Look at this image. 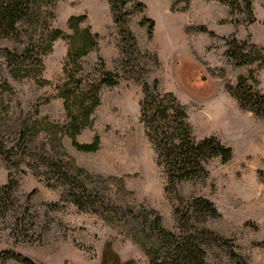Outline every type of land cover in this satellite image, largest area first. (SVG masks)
<instances>
[{
  "label": "rangeland",
  "instance_id": "obj_1",
  "mask_svg": "<svg viewBox=\"0 0 264 264\" xmlns=\"http://www.w3.org/2000/svg\"><path fill=\"white\" fill-rule=\"evenodd\" d=\"M137 3L144 4L141 11ZM40 5L39 18L19 24V39L0 38V137L11 146L24 124L36 155L42 153L43 145L64 159L65 151L76 165L100 175L92 178L93 185L88 183L97 203L80 209L62 198L67 190L55 178H49L54 186L46 184L52 174L32 172L27 166L33 163L30 158L19 153L6 161L0 156V186L17 183L9 211L0 216V264H23L12 253L37 264H101L109 239L119 264L127 259L146 264L140 243L143 209H154L165 228L177 231L173 214L177 194L211 200L220 216L207 218L205 224L232 239L248 264H264V247L258 245L264 241V117L241 108L229 92L237 78L250 71L248 82L264 92V66L237 65L225 54L232 38L264 46V0H252L253 22L245 8L231 14L229 6L218 0H130L124 8L130 12L128 25L145 54L139 58L143 70L137 74L123 70L120 36L108 0H55ZM79 14L86 15L81 26L97 35V47L80 59L83 74L92 72L98 57L107 69L120 72L116 85L101 87L91 124L76 136L86 143L98 135L95 152L77 150L66 135L61 148L53 136L54 124L67 121L58 88L66 80L65 69H70L64 67L68 40L52 42L38 71L10 65L7 58L8 52L20 55L27 44L41 42L45 25L71 34L67 19ZM142 18L153 21L150 36V23L140 25ZM155 79L160 91L172 92L184 106L197 139L215 135L233 152L227 162L219 157L207 160V174L180 182L176 192L165 190V172L156 164L139 119L141 80L151 85ZM36 103L37 114L33 112ZM114 205L121 211L132 209L134 217L114 213ZM207 262L229 260L213 248L207 252Z\"/></svg>",
  "mask_w": 264,
  "mask_h": 264
},
{
  "label": "trees",
  "instance_id": "obj_2",
  "mask_svg": "<svg viewBox=\"0 0 264 264\" xmlns=\"http://www.w3.org/2000/svg\"><path fill=\"white\" fill-rule=\"evenodd\" d=\"M55 0H0V38L13 37L19 39V24L23 21H32L42 14L40 3H51ZM130 0H108L112 12V19L120 36V51L123 55V70H130L129 74H137L143 70L139 58L145 54L140 51L135 35L128 25L129 11L125 5ZM227 4L231 14L235 10L246 9L252 17V0H218ZM144 4L137 3L136 9L141 11ZM85 14L71 15L67 24L72 30L71 34L58 27L46 28L41 42L27 44L22 54L7 53L8 62L19 68H42L41 57L51 49L52 42L57 38H66L69 46L64 67L66 80L59 86V96L63 98V105L67 121L64 124L55 123L56 130L53 133L55 142L62 148V136L69 137L71 144L80 151L95 152L99 148L100 139L95 135L92 141L80 143L76 136L84 127L91 124V114L100 103L99 91L102 86H114L120 79V72L109 70L101 57L92 72L83 74L81 57L97 47V35L91 32L88 26L82 27ZM147 27L148 36L151 35L153 21L142 18L140 25ZM225 54L237 65L257 62L264 66V46H258L246 41L239 42L232 38L226 43ZM135 56V57H134ZM138 57V58H137ZM136 68V69H135ZM13 74V73H12ZM76 74H80L78 77ZM35 77L37 74H34ZM248 76H239L236 84L229 87V92L235 97L239 106L253 112L259 117H264V92L259 91L248 81ZM140 78V77H137ZM142 81L143 97L139 102V119L145 130L148 141L155 152L156 164L161 166L166 175V187L168 192L177 191V185L185 180H192L205 176L207 169L205 162L211 158L219 157L221 162H227L232 158V148L224 144L217 136L210 135L197 139L187 121L188 115L184 106L170 91H160L155 79L150 85ZM33 112H39V103L33 107ZM59 133V136L57 134ZM32 137L29 138L26 126L22 124L17 132L15 143L8 146L5 139L0 137V156L6 161L13 155L21 154L22 158H30L32 164L27 166L36 176L52 174L45 179L48 186H54L49 178H55L59 185L67 190L62 193L68 201L82 209L87 203H97L92 178L100 175L93 174L83 167L76 165L74 159L65 151L66 159L53 154L51 147H41L43 151L39 155L30 147ZM36 159L39 161H36ZM17 186L15 181H9L0 186V216L6 215L11 205V193ZM178 195V203L173 214L176 220L177 231L165 228L161 222L160 214L154 209H143L142 233L144 240L141 246L147 255L146 264H208L207 252L218 248L225 253L229 262L224 264H248L247 260L235 250L233 240L227 238L213 229L205 222L207 218L220 216L216 205L209 199L196 196L185 199ZM114 205L113 212H124L128 219L134 217V211L124 210ZM109 211V210H108ZM136 216V215H135ZM112 239L104 243L101 264H119V257L112 247ZM264 247V241L258 243ZM23 264H37L29 257L19 253L11 255ZM121 264H138L134 259H127Z\"/></svg>",
  "mask_w": 264,
  "mask_h": 264
}]
</instances>
